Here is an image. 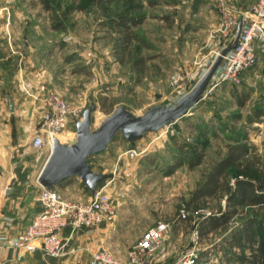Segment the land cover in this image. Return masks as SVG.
I'll use <instances>...</instances> for the list:
<instances>
[{
	"label": "rangeland",
	"instance_id": "1",
	"mask_svg": "<svg viewBox=\"0 0 264 264\" xmlns=\"http://www.w3.org/2000/svg\"><path fill=\"white\" fill-rule=\"evenodd\" d=\"M222 2L51 0L55 7L52 10L42 0H0V9L11 5L16 9L14 19L24 33L21 47L23 38H28L27 29L51 40L48 47L67 45L66 57H72L76 66L84 70L81 79L76 80L81 98L73 105L82 109L81 120L85 110L96 103L91 124L95 131L118 110L132 116L160 115L191 93L234 38V32H228L233 29L225 28L226 20L242 16L234 17ZM131 17L137 23L127 20L120 24L122 18ZM57 20L63 22V29L53 28ZM3 21L0 15V24ZM256 46V63L243 73L240 83H220L215 74L205 95L181 119L145 131L135 141L120 132L107 149L109 155L105 151L90 157L92 161L101 156L98 169L106 168L115 174L117 183H111L108 190L114 205L145 203L152 212L146 217L152 220L151 225L161 220L170 224L163 246L173 249L171 256L180 258L187 250L195 249L198 257L201 243L216 248L223 241L222 231L201 239L198 222L222 215L226 198L207 196L200 211L192 210L189 203L211 164L225 153V145L233 143V137L242 136L264 157V35L256 39ZM106 97V108L115 103L110 113L102 108ZM76 136L73 125L56 137L67 144ZM128 144L133 147L126 150L124 145ZM196 144L207 147L204 162L194 168L183 162L177 164L184 156L182 149L191 150ZM131 149L135 153L129 152ZM230 171L235 174V169ZM176 227H181L183 235L174 232ZM213 256L215 264L222 254L217 251Z\"/></svg>",
	"mask_w": 264,
	"mask_h": 264
},
{
	"label": "crops",
	"instance_id": "2",
	"mask_svg": "<svg viewBox=\"0 0 264 264\" xmlns=\"http://www.w3.org/2000/svg\"><path fill=\"white\" fill-rule=\"evenodd\" d=\"M256 1L224 0L222 7L230 8L232 12L229 13L234 17L241 16ZM16 13L13 5L0 9V15L4 17L0 24V48L3 51V56L0 57V235L9 239L23 232L43 209L40 201L42 185L38 177L52 148H37L31 143L40 127L41 114L45 109L40 87L45 85L47 90L70 98L73 105L81 98V88L76 80L81 79L84 74V70L76 66L72 57H66L65 51L68 48L65 43L54 48L48 47V44H52L51 40L27 29L25 34L28 38H23L24 47H21L20 37L24 33L15 20ZM73 125L76 127V121L70 118L67 127L71 128ZM113 147L119 148L116 145ZM132 147L131 144L124 145L126 150ZM107 149L98 155L105 151V155H109ZM90 157L89 163L95 172L108 174L107 178L97 184V188L105 186L108 192L111 183H117L115 174L106 168L98 169L101 156H95L92 161ZM185 163L189 165L183 162ZM149 171L144 168L147 175L150 174ZM55 187L73 200L88 201L93 195L88 184L78 176L68 178ZM125 189L122 187V193L126 195ZM128 204L115 205L117 215L113 222L77 230L71 238L70 252L65 257H48L37 250L23 254L19 259L17 250L0 245V259L11 261L12 264H90L92 252L109 249L118 261L125 260L129 248L152 224V220L146 219L152 212L145 203L136 202L132 206ZM70 231V228H65L63 236L68 237ZM174 232L183 235L181 227H176ZM168 248L162 246L155 253V264L177 262L179 257L171 256L173 249ZM198 251L200 256L195 264H213V255L218 250L214 245L212 247L201 243ZM223 258L222 254L215 264H221Z\"/></svg>",
	"mask_w": 264,
	"mask_h": 264
},
{
	"label": "built area",
	"instance_id": "3",
	"mask_svg": "<svg viewBox=\"0 0 264 264\" xmlns=\"http://www.w3.org/2000/svg\"><path fill=\"white\" fill-rule=\"evenodd\" d=\"M243 15L245 19L239 40L223 56L215 72L220 83H240L243 73L256 63L258 54L256 39L264 35V0H258L256 5ZM240 19L232 17L226 20L225 28L233 29L234 31L228 32H234V37ZM40 89L45 109L41 114L40 127L31 143L37 148L45 146L52 148L54 137L67 128L70 118L77 121L83 112L80 107L72 105L70 98L47 90L45 85ZM129 152L135 153V150L131 149ZM40 201L42 211L23 232L11 239L0 235V245L17 250L19 259L23 254L37 250H41L48 257H65L70 252L71 238L77 230L113 222L117 215L116 206L105 186L97 188L88 201L69 199L56 187L42 186ZM65 228L71 230L68 237L62 234ZM170 228L167 221H157L129 248L125 260L118 261L111 250L100 249L92 252L90 264H155L154 255L163 246ZM196 257L195 249L187 250L174 264H194ZM0 264L12 262L0 259Z\"/></svg>",
	"mask_w": 264,
	"mask_h": 264
},
{
	"label": "trees",
	"instance_id": "4",
	"mask_svg": "<svg viewBox=\"0 0 264 264\" xmlns=\"http://www.w3.org/2000/svg\"><path fill=\"white\" fill-rule=\"evenodd\" d=\"M42 2L47 9L55 8L51 0ZM127 20L137 23L131 17L122 18L120 24H125ZM53 28L63 29L64 24L57 20ZM107 100V97L103 98L102 108L110 113L115 103L106 108ZM233 138L234 142L225 145V153L211 164L203 176L189 206L194 211H200L203 198L225 197L227 205L222 215L199 220V237L209 239L217 231L224 233L223 241L216 247L224 256L221 264H264V157L256 152L255 145L244 141L242 136ZM206 148L204 144H196L191 150L184 152L182 149L184 156L177 164L187 162L191 168L201 165L206 157ZM231 169H235L234 175Z\"/></svg>",
	"mask_w": 264,
	"mask_h": 264
},
{
	"label": "water",
	"instance_id": "5",
	"mask_svg": "<svg viewBox=\"0 0 264 264\" xmlns=\"http://www.w3.org/2000/svg\"><path fill=\"white\" fill-rule=\"evenodd\" d=\"M244 19L243 15L233 40L220 51L191 93L173 109L160 115L142 116H132L118 110L93 131L92 113L97 109V105L92 103L85 110L83 119L76 121L77 136L74 140L65 144L54 137L51 154L38 177L40 184L45 187H55L68 178L78 176L95 194L97 184L107 178L108 174L95 172L89 163V157L106 150L120 132L124 133L128 140L135 141L143 132L160 129L185 116L207 92L223 56L237 44ZM2 56L3 51L0 48V57Z\"/></svg>",
	"mask_w": 264,
	"mask_h": 264
},
{
	"label": "bare ground",
	"instance_id": "6",
	"mask_svg": "<svg viewBox=\"0 0 264 264\" xmlns=\"http://www.w3.org/2000/svg\"><path fill=\"white\" fill-rule=\"evenodd\" d=\"M61 138H63V137H61ZM60 139V138H59ZM61 140V139H60Z\"/></svg>",
	"mask_w": 264,
	"mask_h": 264
}]
</instances>
